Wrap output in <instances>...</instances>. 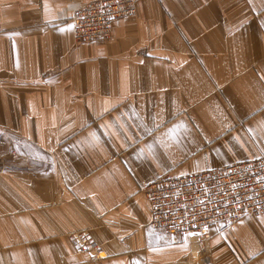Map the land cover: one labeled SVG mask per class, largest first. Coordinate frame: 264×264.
Returning a JSON list of instances; mask_svg holds the SVG:
<instances>
[{
	"label": "crops",
	"instance_id": "0c3cea01",
	"mask_svg": "<svg viewBox=\"0 0 264 264\" xmlns=\"http://www.w3.org/2000/svg\"><path fill=\"white\" fill-rule=\"evenodd\" d=\"M93 1L0 0V264H264L260 214L169 234L144 194L264 156V0H139L79 42Z\"/></svg>",
	"mask_w": 264,
	"mask_h": 264
},
{
	"label": "built area",
	"instance_id": "2783aa9c",
	"mask_svg": "<svg viewBox=\"0 0 264 264\" xmlns=\"http://www.w3.org/2000/svg\"><path fill=\"white\" fill-rule=\"evenodd\" d=\"M138 2L95 0L87 4L72 19L75 38L79 42L107 40L113 22L133 15ZM144 194L150 224L169 234L223 228L251 214L264 218V156L196 174L158 178L144 187ZM72 239L81 252L98 248L85 231L73 233Z\"/></svg>",
	"mask_w": 264,
	"mask_h": 264
}]
</instances>
